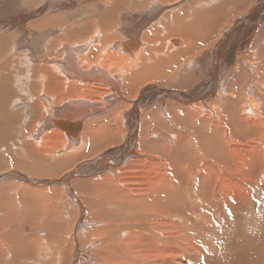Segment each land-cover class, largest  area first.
I'll use <instances>...</instances> for the list:
<instances>
[{"label": "bare ground", "instance_id": "1", "mask_svg": "<svg viewBox=\"0 0 264 264\" xmlns=\"http://www.w3.org/2000/svg\"><path fill=\"white\" fill-rule=\"evenodd\" d=\"M104 1L106 9L88 14V19H75L79 13L68 17L47 14L13 33L0 31V58L13 49L12 55L24 58L23 65H27L22 73L29 80L21 85L24 92L31 93V88L34 92L36 100L31 108L45 109L47 102L58 104L45 120L49 130L45 136L35 141L26 139L23 154L31 153L33 159L21 165L17 158H11L8 163L28 174H45L51 179L79 160L91 164L90 172L79 174L75 166L69 175L60 177L79 210L72 235L64 238L57 222H34L35 216L29 217L32 222L20 220L10 231L6 225L0 226V255L34 257L28 264H64L66 254L67 264H188L181 253L184 249L193 251L192 241L187 240L188 226L207 217L201 213L204 208L193 205H208L207 201H214L222 189L236 191L242 187L238 182L264 176V36L262 41L258 39L259 27L254 21H246L250 18L246 14L249 17L237 22L241 27L248 26L250 36H246L253 39L254 51L238 43L234 49L225 47V38L232 36L231 29L225 28L236 15L249 10L251 0H237L229 11L221 9V1L216 6V0H197L148 28L146 13L137 12L138 8L167 0ZM209 4L213 6L206 10ZM262 9L261 4L255 8L258 14ZM125 10L128 13L119 26L118 16ZM145 11L153 19L160 13L155 8L150 13V9ZM122 34L130 38L124 41ZM7 71L8 67L0 64L3 104L9 101L16 77ZM104 91L111 94L101 108L98 102L103 98L98 94ZM49 132L59 137H49ZM46 140L50 145L58 141L55 147L66 150L56 167L45 152ZM259 177L256 183L261 184ZM71 179L76 180L78 191ZM86 203L98 212L95 222L86 220ZM183 211L192 212L195 220ZM238 228L240 233L243 227ZM260 233L264 236V222L257 234L252 233L251 242L258 255L264 252ZM53 242L65 247L52 252ZM50 255H55L56 261Z\"/></svg>", "mask_w": 264, "mask_h": 264}, {"label": "rangeland", "instance_id": "2", "mask_svg": "<svg viewBox=\"0 0 264 264\" xmlns=\"http://www.w3.org/2000/svg\"><path fill=\"white\" fill-rule=\"evenodd\" d=\"M103 1L104 0H0V31L4 32L5 29H6L8 31V33H13V31L17 27L24 26V28H25L28 25H32V23L38 21L41 17L44 18V16H47V14L48 15H52V16L53 15L56 16V15H59V14L63 13V14H61L62 16L65 15V17H68L70 14L73 16L74 14L79 13L77 15H80V17L79 16L77 17V15H76L75 19H79L80 20V19H82V17L84 19H88V18L91 17L90 15H94L93 14L94 12L99 13V12H101V11L106 9L105 5H102ZM106 1H108V0H105L104 2H106ZM167 1L163 2V3L158 2L156 5L151 4L146 9H141L140 10L138 8L137 12H141L142 11V12L146 13V20H145L146 25L145 26H147V28L150 26V24H152V25L153 24H157L159 21L162 20V18H164V16H167L168 13H175V12L178 11V9H182L183 7H185L186 5H189V4H191V6H192V4L197 2V0H175L174 1L176 3L175 4L172 0H170L168 3H167ZM220 1L223 4L221 6V9H225V11H229V10L233 9L231 7H233L232 5L235 4V2L237 0H230V1L229 0H216L214 2V3H216V6H217V3L218 4L220 3ZM238 1L239 2H241V1L243 2V1H248V0H238ZM258 1L259 0H251V2L248 1V3L250 4L249 5V10L247 8L245 11H243L240 14L236 15V17L230 22L231 24L230 23L228 24V26H227L228 30H227V27L225 28L226 31H229V28H230L231 29V34H232V36L230 35L229 37L225 38V43H226L225 47H226V49H227V47L234 49V46L237 43H238L237 44L238 46L240 44L241 48H246V49H248V51H249V48L253 49V47L251 46V44H253L252 43L253 39L249 37L250 33H248V29H247L248 26L247 27H241L239 25V23L237 22V19H238V21H240L243 18L245 19V17L247 15H249V14H250V18L251 19L248 18L246 21H248L249 23L254 21L256 26L259 27V28L257 27L259 29V30L257 29L258 30V39L260 41H262L261 40V38H262L261 36H264V30H262V29H264V27H263L264 26L263 25L264 24L263 23L264 22V3H260L263 6V9H262L263 12L261 14H258L259 11L256 12L255 8L259 7L260 6L259 2L260 1L262 2L263 0H260L259 2ZM57 3H58V5H57ZM172 3H173V5H172ZM166 5H168V6H166ZM170 5H171V7H170ZM174 5H175V7H174ZM212 6H213V4L212 5L209 4L208 6H206L205 9L206 10H208V9L211 10ZM48 7H52V8L49 9ZM154 8L157 11H160V13L158 12L159 16L157 18L153 19V16H150L151 18L149 17V15L147 16L148 13L145 10L150 9V11H148L150 13V12H153L152 10ZM47 10H49V11H47ZM99 10H101V11H99ZM251 10H253V12H251V13L248 12V11H251ZM126 12L127 11L125 10L118 16L117 20L119 21V26L124 23L123 20H124ZM49 13H51V14H49ZM82 14L84 16H82ZM88 14H90V15H88ZM243 14H245V15H243ZM86 15H87V17H86ZM259 15H261V16H259ZM231 17L232 16H230L228 18V21L231 20ZM247 17H249V16H247ZM257 17L259 18V21H258ZM67 21H68V19H67ZM226 21H227V19H226ZM232 23H234V24H232ZM235 23L239 27H237L235 25ZM260 26H261V29H260ZM236 28H237V30H236ZM43 30L44 29H41L42 32H48V30H44V31ZM145 30H146V28L143 31H145ZM225 30H224V33H226ZM143 31H142L141 34H143ZM6 34L7 33H5V35ZM246 35H249V36H246ZM12 37H13V35H12ZM122 37L125 38V40H124V38H122V41L123 40L127 41L128 38H130L129 35H125V34H122ZM126 38H127V40H126ZM13 47H14V45H13ZM18 47L21 48L19 45H18ZM211 50H212V48L211 49L209 48V51H211ZM12 51H13V49L11 50V52L9 54L4 56L3 58L2 57L0 58V64L2 66H4L5 68L8 67L7 73H10L12 77L14 75H16L15 78L13 77L14 86H13V82L11 83L12 90H11V93L9 92L11 94L9 96V101H7L6 104H3L2 96H0V109H1L0 113L2 114L4 112V114H2V115L0 114V155H2V157L0 156V158H2L1 161H0V163H1L0 164V202H1V199L2 200L6 199L5 202H4L5 204H3V205L0 204V217H1L0 218V226L2 227L4 225H6V227L8 226L7 230L10 231L13 228L14 225L16 226V225L20 224V222L21 223H23V222H32V221H30L29 217L33 218V216H35L34 222H45L46 221L49 224H54L52 222H57L59 224V226L61 227V231L63 232V234H62L63 237L64 238H69L68 236H71L72 235V231L74 230V221L76 222L77 216L79 214V210H78V206L73 202L72 199H70L71 198L70 194L68 192H66V187L64 185H62V183H60V182H63V180L61 178H63L66 174L69 175L70 172L72 170H74L75 166H76L75 170L78 171L79 174H80V172L82 173V172H85V171L86 172H90L88 169H90L89 167H90L91 164L87 160H85V161L84 160H79L72 168L62 172L58 177H55L56 179L55 178L51 179L49 176H46L45 174H43L41 176H39L37 173L33 174V175L28 174V173H26V171L24 172L22 169L15 168L11 164L8 163L9 159H11V158L12 159H14V158L16 159L17 158V160L20 161L21 165H23L25 162H30L33 159V156H31V153L28 156H26V154L28 152L23 154V150L22 149H23L24 145L26 144V139L28 137L32 141H35L36 139H38V140L42 139L45 136V133H47L49 131L44 126L45 125V120H47L49 116H52L53 111L55 110L56 107H58V104H53L51 102H47V105H49V106L46 107L45 109L37 108V110H36L35 107L31 108L30 105L32 104V101L34 99V96H33L34 92H33L32 88L30 89L31 93H29L27 91L24 92L23 91L24 86L21 85V82L23 84H26V81L29 80L22 73V71L27 70V65L26 64L23 65L24 58H22V57H20V58L14 57L15 53H14V55H12ZM252 51H254V49ZM225 53H226V51L224 52V55H226L228 57V54L227 53L225 54ZM207 57L209 58L210 55L207 56ZM207 61L210 62V59H207ZM14 64H15V66L12 67L11 65H14ZM18 68H21V69L19 70ZM19 79L22 80V81H19ZM16 82L18 83L17 85H15ZM109 94H111L110 91H104V92H101V93L98 94V96H100V97L102 96L101 98H103V99H101L100 102H98V103H100V105H102L101 108L106 105V98L105 97L108 96ZM0 95H1V92H0ZM72 98L76 99V96H74ZM34 100H36V98ZM68 101L69 100H67L66 102H68ZM8 102H10V103H8ZM2 110H4V111H2ZM49 111H50V113H49ZM8 114H10V115H8ZM44 114H45V116H44ZM4 117H9L10 119L9 118H4ZM49 133H50L49 137L50 136L51 137H55V138L59 137L58 135L54 134L53 132H49ZM21 139L23 140V144L21 143L22 142ZM46 141H44L45 142L44 146L47 147V149H45V152L48 155L47 157H49V159H51L50 160L51 163L54 161L52 163V165L53 166L55 165L54 167H56L57 165H59L61 160L65 158V157L63 158V156L65 154H64V152H62L65 148H63L61 150V149H58V148L55 147L56 143L59 141V139L54 145H50L51 142H48V141L46 142ZM38 143L40 144V142H38ZM46 143H48L49 145L46 144ZM21 145H23V146H21ZM40 146L42 147L41 144L39 145V147ZM53 147L56 148V149H54ZM64 151L66 152V150H64ZM56 153H59V156ZM61 154H62V157H60ZM51 156H52V158H50ZM52 159H54V160H52ZM6 160H7V162H5ZM82 162H83V164H81ZM42 176H45L46 179H45V177H42ZM259 176L260 175H254L253 178L250 177L251 181H249V179H246L247 181H245V182H242V181L238 182L240 185H242V187H239L238 190H236L237 192L236 191H232V190L230 191L229 189H222L221 191H219V194L217 193L215 195V197H214V199L215 200L217 199V200L213 201L211 199L212 202L210 200H208L207 201V204L209 203L208 205H199V206L197 204L193 205V207H196L197 209H200V210H202L204 208V210H202L201 213L204 214V217L205 216H207V217L204 218L205 220L202 219L201 221L200 220L197 221V225H196V222H194L195 225L193 223H191L190 226H188L187 235H188L189 239H187V240L189 241V243L192 241V243H190V244H191V247H192L193 251L185 250V249H184L185 250L184 251L183 249L179 248L180 249L179 251L183 250L181 252L182 255H183V259L186 260L187 263H188V260H189L188 264H239V263L244 264L245 262H246V264H248L249 262H250L249 264H264V252L261 254L262 257H261V255H258L257 254V248L254 247L253 243L251 242L252 239L254 238L252 233H256L257 234L258 233V229L261 226V223L264 222V178H263L264 176L263 177H259ZM39 177H40L41 181L39 180ZM258 177H259V179L261 178V181H262L261 184L260 183H256V181H257L256 178H258ZM33 179H36L37 181L33 180ZM259 179H258V182H261V181H259ZM75 181L76 180L73 181V179H71V181H70L71 183L75 184L74 188L77 187ZM47 182L48 183L50 182V183L48 184ZM61 186H63V187H61ZM26 189H30V190L27 192ZM75 190L78 191L77 188ZM51 191H52V193L49 194V192H51ZM225 191H230V192H225ZM42 193H45L46 195L45 194L43 195ZM230 193H232V194L230 195ZM35 195H37V196H35ZM45 196L48 197V198H44ZM60 197H62V198H60ZM81 198L85 199L84 196L81 197ZM233 198H235V199H233ZM23 200H24V202H23ZM227 201L228 202L231 201L233 204L231 202H230L231 204L227 203ZM66 203H68V204H66ZM210 203H211V205H210ZM86 205H87L86 206V210L88 212L87 216H86L87 222H95V218L98 216L97 215L98 212L94 211V209L92 207H90L87 203H86ZM68 206L69 207L71 206L70 209L67 208ZM206 206L210 207V208H207ZM64 208H65V210H64ZM205 208H207V209H205ZM15 209H17V210H15ZM104 210L107 211V212L110 211V209H105V208H104ZM16 212L19 213V214H17ZM20 213H21V215H20ZM183 213H186V216H187V213H188V217H190V218H192L193 215H194L192 212H187V211H183ZM15 217H17L18 220ZM59 217H61V218H59ZM193 219L195 220L194 217H193ZM14 222H16V223H14ZM101 222H104V221H101ZM205 222L207 224L209 223V225H207ZM212 223H214V224H212ZM204 226H205V228H207L206 231H204L205 230L203 228ZM240 226L243 227V230H241V232L239 233V231H238L239 228L238 227H240ZM196 228L197 229L199 228L202 232L199 229L197 230ZM216 228H218V229H216ZM191 229H192V231H191ZM193 229H195V230H193ZM232 230H234V231H232ZM249 230H250V232H249ZM205 232H207L209 234H207ZM230 233H233V234L230 235ZM225 234H227V235L225 236ZM260 234H261V238H264V236H262L263 233H260ZM197 235L199 236V238H198ZM215 235H217V236H215ZM222 235L225 236V237H223ZM207 236L209 238L210 237L211 238L209 239ZM231 236H234V237L235 236L236 237L239 236L241 239L240 238L236 239V238L232 237V238H234V241H233ZM206 237H207L208 240L206 239ZM217 237H218V239H217ZM230 239L233 242L230 241ZM220 240L224 241L225 243L221 242ZM57 241H58V239H57ZM240 241H242V242H240ZM243 241H245V242H243ZM247 241L249 242L248 243L249 245H250V242H251V245L250 246L246 245L247 247L242 246L245 243L247 244ZM61 242H62V240H61ZM61 242H60V244H59V242H55V243L53 242L52 243L53 244L52 252L54 251V252L57 253L60 250V248L62 249V248L65 247L64 244H61ZM194 242H197V243H194ZM209 242H210V245H209ZM219 242H221V243H219ZM263 243H264V241H263ZM194 244L197 245L198 247L195 246ZM219 244H220V246H222V245L223 246L220 247V246H218ZM235 245L237 247H235ZM196 247H197V250H196ZM230 247H231V249H230ZM218 248H219V251L217 250ZM242 248H244L243 251L241 250ZM245 248L250 253L252 252L251 255H249L248 251H246L248 255L246 254ZM56 249H58V250H56ZM220 249L223 250V251H220ZM229 249L235 255H233L232 253H231L232 254L231 255L230 254L231 251H229ZM251 249L254 250V253H253V250L251 251ZM198 250H200V253H198L199 252ZM225 251H227L228 254L225 253ZM237 251H239V252L237 253ZM220 252H222L223 255H221ZM224 254H226L227 256L224 255ZM230 256H232V257H230ZM251 256L253 257V259H252ZM50 257L52 258V260L56 261L55 259H53V258H56L55 255H53V257H52V255H50ZM247 257H248V259H247ZM250 257H251L252 263L250 261ZM27 258L26 257L23 258V256H21V255L20 256L19 255L18 256H14L11 253H10V255L8 257H6L5 255L4 256L0 255V264H28L31 261L29 259H31V258L33 259L34 257H31V258L27 257ZM25 259H27V260H25ZM68 261H69V254H66L65 255V263L64 264H67Z\"/></svg>", "mask_w": 264, "mask_h": 264}]
</instances>
